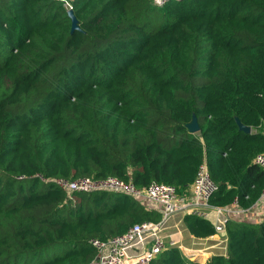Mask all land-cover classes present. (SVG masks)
I'll return each instance as SVG.
<instances>
[{"label":"trees","instance_id":"obj_1","mask_svg":"<svg viewBox=\"0 0 264 264\" xmlns=\"http://www.w3.org/2000/svg\"><path fill=\"white\" fill-rule=\"evenodd\" d=\"M68 2L72 33L61 2L0 0V264H89L90 240L160 219L126 195L70 199L54 179L186 195L206 163L210 206L253 207L264 189L253 162L264 154V0ZM183 223L195 239L215 233L208 219ZM225 235V253L202 264H264V219L234 218ZM149 264L193 262L173 248Z\"/></svg>","mask_w":264,"mask_h":264},{"label":"built area","instance_id":"obj_2","mask_svg":"<svg viewBox=\"0 0 264 264\" xmlns=\"http://www.w3.org/2000/svg\"><path fill=\"white\" fill-rule=\"evenodd\" d=\"M56 1L63 3L67 11L71 10L69 0ZM253 162L264 169V154L256 156ZM50 181L70 199L74 193L106 191L134 198L147 210L156 211L160 215L159 221L135 224L120 236L105 241L90 240L88 244L96 250V256L89 264H149L162 251L173 248L178 249L182 256L191 260L193 264H202L205 261L202 260L204 256L202 250L186 249L182 245L183 234L186 232L183 223L185 216L194 215L210 220L215 233L205 239L218 238L213 247L225 251V227L228 221L238 218L248 223H260L264 219V189L260 199L248 209L239 208L236 201L226 208L210 206L209 199L216 187L210 180L206 163L200 165L186 195H179L172 186L157 183L137 189L131 183L116 178H107L104 181L91 179ZM180 225H183L184 229L181 230ZM169 229L176 234V238L167 235Z\"/></svg>","mask_w":264,"mask_h":264},{"label":"crops","instance_id":"obj_3","mask_svg":"<svg viewBox=\"0 0 264 264\" xmlns=\"http://www.w3.org/2000/svg\"><path fill=\"white\" fill-rule=\"evenodd\" d=\"M171 227V226H169ZM173 234L172 229H169L167 231V235ZM185 236L182 238V245L186 249H199L202 250L204 256L202 260H206L211 255L216 254H224L225 250L217 247H213V245L218 241V238L214 237L211 239H195L188 235L187 232L184 233Z\"/></svg>","mask_w":264,"mask_h":264},{"label":"water","instance_id":"obj_4","mask_svg":"<svg viewBox=\"0 0 264 264\" xmlns=\"http://www.w3.org/2000/svg\"><path fill=\"white\" fill-rule=\"evenodd\" d=\"M67 13H68L69 18L71 19V29L70 30L72 33L73 31L78 30L77 20L75 19L71 10H68ZM235 122L240 132L244 134H250L249 127H245L237 119H235ZM186 128L190 134H194L199 131V126L197 124V121L194 115H193L192 121L186 126Z\"/></svg>","mask_w":264,"mask_h":264},{"label":"rangeland","instance_id":"obj_5","mask_svg":"<svg viewBox=\"0 0 264 264\" xmlns=\"http://www.w3.org/2000/svg\"><path fill=\"white\" fill-rule=\"evenodd\" d=\"M162 0H157V3H160ZM211 216H213V213L211 214ZM170 224V223H169ZM181 226V225H180ZM179 226V227H180ZM182 228H180L181 230L182 229H184V227H183V225L181 226ZM183 234V233H182ZM172 236H170V237H173V238H176L177 236H175L176 234H171ZM183 236H185L184 234H183ZM176 241H177V239H176ZM62 252H63V247H57V248H52V249H49L48 251H46L45 253H44V259H51V258H54V257H56V256H59V255H61L62 254Z\"/></svg>","mask_w":264,"mask_h":264}]
</instances>
